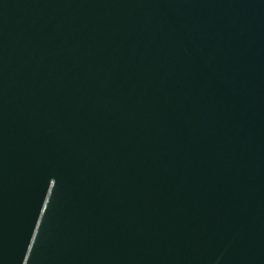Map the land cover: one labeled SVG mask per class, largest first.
<instances>
[{
	"label": "water",
	"instance_id": "1",
	"mask_svg": "<svg viewBox=\"0 0 264 264\" xmlns=\"http://www.w3.org/2000/svg\"><path fill=\"white\" fill-rule=\"evenodd\" d=\"M0 264H264V0H0Z\"/></svg>",
	"mask_w": 264,
	"mask_h": 264
}]
</instances>
